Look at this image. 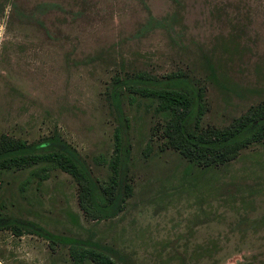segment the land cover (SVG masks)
<instances>
[{
    "label": "rangeland",
    "instance_id": "1",
    "mask_svg": "<svg viewBox=\"0 0 264 264\" xmlns=\"http://www.w3.org/2000/svg\"><path fill=\"white\" fill-rule=\"evenodd\" d=\"M207 53L231 90L207 80ZM122 70L189 72L204 87L201 126L225 127L264 103V0H0V137L32 143L57 131L107 179L117 125L107 89ZM123 109L132 192L122 212L95 222L74 178L39 164L2 173L4 185L18 175L13 203L33 207L19 212L7 193L3 214L57 234L91 229L127 264H264V140L200 172L172 145L156 99L127 96ZM0 264L99 263L3 228Z\"/></svg>",
    "mask_w": 264,
    "mask_h": 264
},
{
    "label": "trees",
    "instance_id": "2",
    "mask_svg": "<svg viewBox=\"0 0 264 264\" xmlns=\"http://www.w3.org/2000/svg\"><path fill=\"white\" fill-rule=\"evenodd\" d=\"M202 58L207 80L217 87H223L225 91L231 90L220 61L208 53L202 54ZM107 90V99L117 125L114 133L115 157L110 164L111 174L105 180H100L94 174L86 159L57 131L32 143L2 134L0 229L11 228L17 234L22 230L45 237L51 243L69 246L70 255L76 262L83 257H89L99 264H115L116 259L127 264L124 255L102 243L91 229L85 228V236L57 234L33 219L3 214L7 193L10 196L9 201L15 206L18 205L19 212L31 213L33 207L16 201L13 203L14 191L10 185L18 183L15 181L17 174L12 173V178L5 185L1 182L2 173L5 172L11 173L39 164L45 166L40 168L43 172L50 167H58L71 175L78 184L79 206L87 217L100 222L117 216L124 210L127 197L132 192L129 180L130 144L127 143L129 119L123 109L124 97L138 95L156 99L158 109L169 115L167 128L172 145L187 158L188 168L194 167L200 172L208 171L213 165L229 162L247 145L264 140V103L250 108L247 113L225 127H202L200 123L204 114V87L197 78L184 70L170 71L163 75L122 70L114 76ZM65 211L70 225L81 228L78 213Z\"/></svg>",
    "mask_w": 264,
    "mask_h": 264
}]
</instances>
